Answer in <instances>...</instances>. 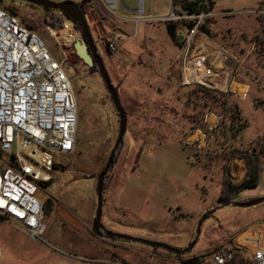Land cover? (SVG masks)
I'll use <instances>...</instances> for the list:
<instances>
[{
	"label": "rangeland",
	"instance_id": "374dc122",
	"mask_svg": "<svg viewBox=\"0 0 264 264\" xmlns=\"http://www.w3.org/2000/svg\"><path fill=\"white\" fill-rule=\"evenodd\" d=\"M90 1L94 11L87 23L128 118L115 154L119 113L100 72L64 45L60 32L56 37L50 32L49 18L61 12L49 13L22 0L0 4L35 30L56 60L63 61L62 48L69 49L66 71L79 111L76 149L55 156L59 168L42 189L45 209L48 201L51 204L45 217L50 249L29 239L32 247H25L32 250L27 251L3 230L16 240L25 234L3 224L0 264H100L80 257L94 247L124 258L117 261L121 264H183L186 256L232 246L239 236L251 237L250 232H264V202L251 207L227 205L264 197V16L254 13L264 9V0H213L216 15L206 22L210 30L197 34L189 48L190 55L203 39L238 59L245 53L238 80L217 105L216 94L207 87L181 83L182 41L187 33L181 5L192 0L176 4L124 0L119 18L99 0ZM141 5L145 19L159 20L136 23ZM169 21L178 26L177 40L167 30ZM115 34L122 39L110 52L106 45ZM236 83L250 86L238 96ZM243 123L248 124L246 129L234 134ZM247 163L258 171L257 186L233 190L231 186L245 178ZM92 212V232L107 242L92 236Z\"/></svg>",
	"mask_w": 264,
	"mask_h": 264
},
{
	"label": "built area",
	"instance_id": "2783aa9c",
	"mask_svg": "<svg viewBox=\"0 0 264 264\" xmlns=\"http://www.w3.org/2000/svg\"><path fill=\"white\" fill-rule=\"evenodd\" d=\"M99 2L108 13L119 18L117 13L121 0ZM138 11L140 14L135 18L136 23L159 20L145 19L142 5ZM222 13L231 15L226 11ZM254 13L262 17L264 9ZM214 15L215 11L209 7L197 14L181 15L185 20L192 21L182 41L185 48L182 52L181 83L183 86L197 84L223 93L229 92L232 83L238 80L245 63V53L238 59L201 39L189 55V48L193 47L197 34L201 33L202 25ZM61 16L63 26L51 27L56 33L60 32L61 36L67 22L77 34L81 33L73 20L63 12ZM78 36L72 42L65 40L64 45L73 49V43L81 35ZM120 39L122 35L115 34L109 40L108 47L112 52L117 50ZM57 41L61 45V41ZM62 50L65 59L58 61L35 30L24 24L18 15L0 8V219L20 226L29 239L47 248L50 244L45 237L48 226L42 189L45 183L53 180V172L58 165L55 156L75 151L79 124L77 99L66 71L69 49ZM227 77V90L215 87ZM252 235L246 239L253 246L251 251L234 243L206 254L186 256L182 262L237 264L235 260L238 257L245 264H264V232L258 230ZM89 261L97 259L89 257ZM107 263L120 264L116 261Z\"/></svg>",
	"mask_w": 264,
	"mask_h": 264
},
{
	"label": "water",
	"instance_id": "95a60500",
	"mask_svg": "<svg viewBox=\"0 0 264 264\" xmlns=\"http://www.w3.org/2000/svg\"><path fill=\"white\" fill-rule=\"evenodd\" d=\"M29 4L38 6L43 8L45 11L48 10H60L66 13V15L73 20L75 23L80 24L81 26V38L76 39L73 43V47L75 53L83 60V62L88 65L89 67H93L96 63L98 71L100 72L109 94L115 104V107L119 113L120 117V132L119 137L117 140V146L124 140L126 129H127V113L124 110L123 106L121 105V101L119 98V93L114 86L112 79L105 67L104 62L101 59V55L98 52L96 43L92 37V34L89 30L87 19L82 11L80 5L74 1H62V2H55L51 0H22ZM124 2V0H121ZM264 202V197L255 199L250 202H233L227 205H232L235 207H251ZM50 201L47 202L46 205V212H50ZM210 215L209 213L203 217L202 221L200 222V226L208 218ZM172 251L179 253L181 252L179 249H172Z\"/></svg>",
	"mask_w": 264,
	"mask_h": 264
},
{
	"label": "trees",
	"instance_id": "16d2710c",
	"mask_svg": "<svg viewBox=\"0 0 264 264\" xmlns=\"http://www.w3.org/2000/svg\"><path fill=\"white\" fill-rule=\"evenodd\" d=\"M66 1H71V0H66ZM177 0H173V4H176L175 2H176ZM1 3H3V0H0V4ZM206 3H208V5H206ZM215 3H214V1L213 0H192V1H188V2H186V3H184L183 5H181V12H182V14H184V13H187V14H192V13H199L202 9H205V8H207V7H209V9L210 10H213V8H212V6L214 5ZM79 5H80V7H81V9H82V11L84 12V14H85V16H86V19H87V16L89 15V14H92L91 12H93L94 10H93V3L90 1V0H81V2L79 3ZM174 6H176V5H174ZM6 10H8V9H6ZM8 11H10V10H8ZM53 11H55V12H57V11H59V12H63V11H60V10H48V12L50 13V12H53ZM10 12H12V11H10ZM12 13H14V12H12ZM65 15H66V13L65 12H63ZM14 14H16V13H14ZM17 15V14H16ZM49 21H50V23L52 24V26H54V27H56V28H58V27H62L63 26V18H62V16H52L51 18H49ZM206 22H208V20L206 21ZM88 24V23H87ZM191 24H192V21H187V20H185V25H186V28L187 27H190L191 26ZM75 26L79 29V30H81V26H80V24H78V23H75ZM88 27H89V25H88ZM34 28V27H33ZM90 28V27H89ZM34 30V29H33ZM167 30H168V32H169V34H170V36L172 37V38H174V39H178V36H177V31H178V26H177V24L176 23H174V22H172V21H169L168 23H167ZM201 30H202V32H204V33H207L210 29L208 28V26H207V23H205V24H203L202 25V27H201ZM108 42H107V48H108V50L111 52V50L109 49V47H108ZM96 68V70L98 71V68L97 67H95ZM199 88H202V89H205L204 87H201V86H199ZM206 90L207 91H209V92H212V93H214V94H216V97H213V101H214V103H215V105H217V102L219 101V100H222V101H224L225 100V98L223 97L225 94H223V93H218V92H216V91H214V90H211V89H207L206 88ZM194 93H196V91H193L192 92V94H194ZM224 103H226V102H224ZM239 118V117H238ZM241 126V127H240ZM248 126V124H245L244 125V123L243 124H241V125H239V127L237 128V130H235V133L234 134H239L240 133V131H242L244 128L246 129V127ZM247 165L249 166V163H247ZM59 168V166L58 165H56L55 166V169H58ZM249 169L247 170V172H246V176H245V178L243 179V181L240 183V184H237V185H232L231 187H232V189L233 190H244V189H247V188H253V187H255V186H257V184H258V180H259V174H258V171L257 170H255L254 168H252V167H248ZM102 178V177H101ZM49 183H51V181L50 182H48V183H45V185H47V184H49ZM101 183V182H100ZM102 183L104 184L105 182H103V179H102ZM102 191V190H101ZM98 220V222H100V220H99V218L97 219ZM100 224H101V222H100ZM107 233L109 234V235H111V234H114L115 235V233H113L112 231H110V230H107ZM124 238H131V239H134V240H138V241H142V242H147V241H145V240H143V239H135V238H132V237H129V236H126V237H124ZM237 258V260H235V261H237V264H245V261L243 260V259H239L238 257H236ZM187 264L188 263H190V261H188V262H186Z\"/></svg>",
	"mask_w": 264,
	"mask_h": 264
},
{
	"label": "crops",
	"instance_id": "0c3cea01",
	"mask_svg": "<svg viewBox=\"0 0 264 264\" xmlns=\"http://www.w3.org/2000/svg\"><path fill=\"white\" fill-rule=\"evenodd\" d=\"M264 26V25H263ZM248 87L250 86L249 84H247V83H245ZM236 86H235V89H234V92L238 95V96H240V95H243V93L245 92V90L248 88V87H246L245 85H243V84H238V83H236L235 84ZM239 163V167L240 166H244V164H242L241 162H238ZM245 174H246V171H245ZM93 212H94V210H93ZM93 212H92V216H91V219H90V232L91 233H93V237H95V238H97L98 240H100V241H104V242H107L109 239H107L106 237H104V236H98V235H95V233L94 232H92V225H93V222H94V220H95V217L93 216ZM3 224H8L9 226H11L13 229H15V230H17V231H19L21 234H25V232H24V230L20 227V226H16V225H14V224H9V223H7V222H5V223H3V222H0V228H4V225ZM112 231V230H111ZM3 232H5V233H9V235L14 239V240H12L13 242L15 241V242H18L19 244H21V245H23L24 247L25 246H28V247H32V244L31 245H29V243H28V241L27 240H29V237L25 234V236L26 237H24V236H22V237H20V239H15L14 237H13V235L8 231V230H5V228H4V230H3ZM250 235H251V237H252V233L250 232ZM254 236V235H253ZM123 238L125 237V236H122ZM249 237V236H248ZM248 237L246 238V239H248ZM129 239H131V238H129ZM31 240V239H30ZM132 240V239H131ZM93 247H94V245H92ZM26 248V247H25ZM117 247H115V249H116ZM27 249V251H30V250H32V248H26ZM34 250V249H33ZM98 250V251H97ZM86 256H84V255H82V256H80V257H82V258H85V259H87L88 260V262L89 263H93V262H95V263H100V264H110V263H107L108 261H121L122 259H124V258H120L117 254H114V256H112V254L110 253V252H106V249H103V248H100V247H94L93 249H91V253H88V254H85ZM89 257H93V258H95V259H97V261H89ZM121 264V263H120Z\"/></svg>",
	"mask_w": 264,
	"mask_h": 264
},
{
	"label": "bare ground",
	"instance_id": "6f19581e",
	"mask_svg": "<svg viewBox=\"0 0 264 264\" xmlns=\"http://www.w3.org/2000/svg\"><path fill=\"white\" fill-rule=\"evenodd\" d=\"M50 29H51L52 34L58 36V34L55 32L54 29H52V28H50ZM61 34L62 35L58 36V38H60L61 40L64 39V40L69 41V42H72L76 37H79L78 35H80V34H77V32L72 29L71 24L69 22H67V28H64L61 31ZM228 85H229V83H228V77H227L223 82L217 83L215 85V87L220 88L222 90H227ZM240 174H242V173H240ZM240 174L238 171V175L242 176ZM252 237H253V235H252ZM235 244L244 248L247 251H251L253 249V246H251V244L246 241V238L244 239L242 236H239L238 238H236Z\"/></svg>",
	"mask_w": 264,
	"mask_h": 264
},
{
	"label": "flooded vegetation",
	"instance_id": "af4514ba",
	"mask_svg": "<svg viewBox=\"0 0 264 264\" xmlns=\"http://www.w3.org/2000/svg\"><path fill=\"white\" fill-rule=\"evenodd\" d=\"M89 30H90V28H89ZM101 59H102V57H101ZM102 61H103V59H102ZM93 67H97L96 63H95V65H94ZM98 72H99V71H98ZM121 144H122V142L117 146V143H116L113 154H115V152L117 151L118 147H119ZM110 161H111V160H110ZM110 161L106 164V166H108V168L110 167V165H109ZM105 168H106V167H105ZM108 168H107V170H108ZM102 184H103V183H102V178H101L100 189H101V185H102ZM101 190H102V189H101ZM164 247H165V246H164ZM165 248H168V247H165Z\"/></svg>",
	"mask_w": 264,
	"mask_h": 264
}]
</instances>
